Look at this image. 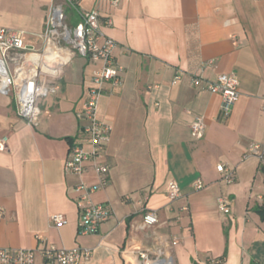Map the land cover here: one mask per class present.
Masks as SVG:
<instances>
[{"label":"crops","instance_id":"crops-1","mask_svg":"<svg viewBox=\"0 0 264 264\" xmlns=\"http://www.w3.org/2000/svg\"><path fill=\"white\" fill-rule=\"evenodd\" d=\"M66 1L0 0V30L24 32L29 49L41 53L52 7L64 6L70 23L79 21ZM80 7L99 12L123 67L122 85H105L98 109L113 128L102 158L109 184L91 200L111 216L98 233L80 235L77 187L99 179L91 163L80 176L64 165L71 146L83 142L79 115L101 64L65 50L59 90L38 101L37 127L18 116L13 95L0 93V140L7 139L0 152V247L93 249L82 264H140L139 253L158 248L174 264H264L257 212L264 208V175L257 159H244L250 143H264V0H120L117 7L81 0ZM223 74L240 83L228 116L221 95L192 83ZM197 117L206 124L201 140L190 129ZM218 165L233 171L232 182ZM197 180L204 189H194ZM170 181L181 188L177 201L167 197ZM222 197L229 214L219 210ZM144 210L158 214L156 226L144 227ZM56 214L68 223L53 226Z\"/></svg>","mask_w":264,"mask_h":264},{"label":"built area","instance_id":"built-area-1","mask_svg":"<svg viewBox=\"0 0 264 264\" xmlns=\"http://www.w3.org/2000/svg\"><path fill=\"white\" fill-rule=\"evenodd\" d=\"M81 0H67V6L74 10L79 17L78 23L73 26L66 15L64 6L57 5L50 9L45 31L42 35L44 48L41 53L29 49L26 35L22 31L11 29L0 30V93L13 95L17 114L28 125L37 127L40 120L38 101L59 90L58 82L61 79L64 64L63 52L71 50L82 57L101 64L92 77V86L88 91L85 107L79 118L85 121L82 127L83 142L71 146L69 158L64 170L66 173L82 175L86 164L91 163L99 183L88 186L82 183L77 187L80 205V235H94L100 227L110 219L111 211L107 205L95 204L91 200L92 194L109 184V165L102 161L106 146L110 141L112 126L98 117V109L104 86L120 87L123 83V67L117 62L114 50L116 42L107 37L101 30L99 12L85 11L80 7ZM113 7H117L120 0H109ZM111 24V21H108ZM62 52V54L60 53ZM14 54L15 57H11ZM193 85L222 97L221 114L228 116L238 97L239 80L233 74L219 75L214 81H202L195 78ZM191 134L196 140L205 136L206 124L203 117H197L191 125ZM87 146V148H86ZM7 150V139L0 140V152ZM257 159L264 166V143H250L245 151L244 159ZM217 171L228 182L234 180L233 171L224 165H218ZM205 188L202 180L194 183L196 191ZM170 201H177L183 197L178 183L170 181L166 188ZM219 210L230 213L229 204L222 197L218 201ZM51 223L55 227L65 226L68 221L65 215L51 216ZM159 223L155 211L144 210L143 225L152 228ZM177 245L171 242V247ZM93 249L76 247L72 249L57 248L46 245L39 249H14L0 247V264H82L89 261ZM140 264H174L173 258L166 254L163 248L153 253L141 252L138 254ZM222 261H216L221 264Z\"/></svg>","mask_w":264,"mask_h":264},{"label":"trees","instance_id":"trees-1","mask_svg":"<svg viewBox=\"0 0 264 264\" xmlns=\"http://www.w3.org/2000/svg\"><path fill=\"white\" fill-rule=\"evenodd\" d=\"M262 173L264 175V166H262ZM258 214L260 215L261 219L264 220V208H260L257 210ZM223 259L217 260V261H222ZM216 262V261H214Z\"/></svg>","mask_w":264,"mask_h":264},{"label":"rangeland","instance_id":"rangeland-1","mask_svg":"<svg viewBox=\"0 0 264 264\" xmlns=\"http://www.w3.org/2000/svg\"><path fill=\"white\" fill-rule=\"evenodd\" d=\"M71 24H72L73 26H75L77 23H76V22H72Z\"/></svg>","mask_w":264,"mask_h":264}]
</instances>
